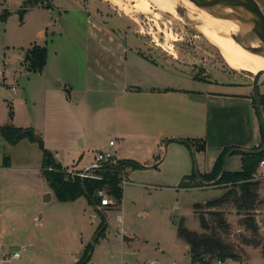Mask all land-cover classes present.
Segmentation results:
<instances>
[{
  "label": "rangeland",
  "instance_id": "1",
  "mask_svg": "<svg viewBox=\"0 0 264 264\" xmlns=\"http://www.w3.org/2000/svg\"><path fill=\"white\" fill-rule=\"evenodd\" d=\"M23 1L0 0V16L4 11L9 14L0 21V126L31 128L41 136L45 149L61 148L68 141L70 129L76 130L77 123L87 119L84 104L94 100L100 107L96 122L105 126L92 133V152L76 150L72 145L69 152L59 153L70 168L81 157L79 167L83 169L107 147L109 140L116 142L110 126L122 101L116 106L115 96L149 84L144 75L154 74L139 60L154 54L127 53L125 47H116L111 39H143L152 50L169 56L176 52L199 63L198 68L179 63L164 65L165 73L154 75L167 85L186 86L184 79L191 76L239 81L252 87L254 69L229 68L220 52L198 31L205 21L201 10L190 11L178 4L176 14L171 15L147 0H46L21 13ZM259 9L264 15V7ZM39 32L43 33L38 35ZM33 46L46 53L40 71L26 61V52ZM171 67L175 71L170 72ZM170 73L175 77L171 78ZM7 79L13 82L10 84L16 93L6 86ZM58 83L62 85L59 88ZM64 84L73 87L67 114L58 109V94ZM263 143L261 136V148ZM160 156L156 168L136 170L130 175L122 187L119 205H114L106 191L102 192L111 202L108 208L99 205L96 209L84 198L44 205L39 197L45 184L38 146L27 140L11 146L0 139L2 253L21 252L20 259L0 264H77L87 254L91 255L87 264H190L188 249L178 238V225L182 223L187 230L200 233L197 214L207 217V212L202 207L194 210V205L219 198L231 185L180 189V153ZM233 157L230 172L239 170L240 156ZM4 158H8L7 168L2 166ZM203 158L192 153L193 170L197 165L199 172L203 171L207 166ZM252 181L259 183L254 218L258 232L253 235L247 231L241 225L242 217L232 207L221 208L230 225L227 241L240 255L239 262L221 264H264V169L257 168ZM36 219H40L39 224ZM100 227L105 231L94 245ZM81 242L88 245L78 259ZM211 264L219 263L213 260Z\"/></svg>",
  "mask_w": 264,
  "mask_h": 264
},
{
  "label": "crops",
  "instance_id": "2",
  "mask_svg": "<svg viewBox=\"0 0 264 264\" xmlns=\"http://www.w3.org/2000/svg\"><path fill=\"white\" fill-rule=\"evenodd\" d=\"M255 2L260 8L264 7V0H255ZM41 33L43 32H39L38 35ZM110 42L116 47H125L124 50L127 53L133 51L138 54H154L150 59L143 57L139 59L153 69L154 74L159 73V71L165 73L164 67L172 63L197 68L199 66L197 61L188 60L187 56L182 57L176 52H174L175 56H169L161 51L152 50L149 43L143 39H111ZM120 59L122 62L125 61L122 57ZM169 70L172 72L175 71V68L171 67ZM204 73L206 72L204 71ZM154 74L144 75L149 84L143 87L134 86L130 90L115 96L114 104L116 103V106L118 102L122 101L116 111L115 121L110 126L116 139L115 146L110 148L107 144L104 150L97 153L113 152L116 160L135 161L143 166V170L156 168L161 160V153H180L177 177L179 185L184 177L193 173L192 153L203 155V163L204 165L207 164L203 171L199 172L203 174L211 171L216 159L225 149L253 151L260 145V121L253 103L250 85L231 80L203 78L199 80L191 76L185 77L186 86L167 85ZM169 76L175 77L174 73H170ZM10 83L13 84L12 81L5 80L6 86L12 87L13 85ZM56 86L59 88L62 85L58 83ZM263 86L264 83L261 82L259 93L262 96H264V91L261 92ZM62 88V93L58 94V109L63 114H67L66 109H71L69 101L73 87L64 84ZM93 102L94 100L92 103L84 104L83 111L84 114L87 113V119L77 123L76 130L70 129L66 144L64 143L61 148L56 146L48 149L55 161L64 170L81 172L93 163L92 161L88 166L80 169V157L76 164L71 163L70 168L59 154L64 151L69 152L72 145L76 147V150L79 149L82 152L93 151L92 133L102 130L105 126L96 122L100 107ZM75 107H77L76 104ZM182 142L188 143L191 147ZM164 143H167L165 147ZM197 144L202 146V151H196ZM234 155L229 158L227 171ZM237 163L239 170L232 171V173L240 171L241 156ZM133 172H127V179ZM44 184V190L39 197L43 198L44 195L50 193L51 198L47 203L42 200V203L47 205L55 199L45 182ZM87 204L89 205L88 202ZM39 222L40 219H36V223L39 224ZM87 245L81 242L78 251L82 253L79 254L78 259L83 255ZM90 258L91 255L87 254L85 257L87 261L84 263V259L81 264H87L90 262Z\"/></svg>",
  "mask_w": 264,
  "mask_h": 264
},
{
  "label": "trees",
  "instance_id": "3",
  "mask_svg": "<svg viewBox=\"0 0 264 264\" xmlns=\"http://www.w3.org/2000/svg\"><path fill=\"white\" fill-rule=\"evenodd\" d=\"M44 1L46 0H24L21 13L42 5ZM8 15V12L4 11L3 15L0 16V21L6 20ZM45 59V50L40 47L33 46L26 52V61L30 64L29 66L39 71L42 70ZM262 98L260 96L261 104L264 106V99ZM259 128L260 133H262L261 136L264 138L262 126L260 125ZM0 139L11 146L17 145L22 140H27L38 146L41 152V177L58 203H70L79 198H85L90 205L98 207L100 205V199L97 193L106 191L107 195L115 202L114 205H119L123 195V183H127V172L143 169L135 161L122 160L115 164L105 163L99 169L93 170V176L98 179L71 178L65 173L62 166L55 161L52 153L45 149L41 136L36 134L31 128H19L13 125L0 126ZM260 148L261 145L253 149V151H258ZM202 149V146L200 149L196 146L197 152L202 151ZM230 150L225 149L219 155L209 173L198 174L201 182L211 183L218 178L221 173L224 157ZM238 155L241 156L240 171L233 173L226 171L216 183V185L230 184V188L219 198L203 205H194V210L202 207L207 212V217L202 214H197L201 232L189 231L182 223L178 225V238L188 249L190 264H211L213 260L220 263H225L229 260L235 262L240 261V255L236 253V247L227 241L230 225L226 221L225 212L220 210L221 208L232 207L235 209L237 215L242 217L241 225L247 231L253 235L258 232L254 218L259 203V195L257 192L259 183L252 181V178L259 166V162L264 157V153ZM2 166L5 168L9 166L8 158L3 159ZM200 181L197 180L193 170L191 175L182 179L178 187L180 189L202 188L204 185ZM104 231L105 228L99 234L98 232L96 233V242ZM77 264H81V262Z\"/></svg>",
  "mask_w": 264,
  "mask_h": 264
},
{
  "label": "bare ground",
  "instance_id": "4",
  "mask_svg": "<svg viewBox=\"0 0 264 264\" xmlns=\"http://www.w3.org/2000/svg\"><path fill=\"white\" fill-rule=\"evenodd\" d=\"M158 10L175 15L178 4L184 5L190 11H202L204 23L197 27L198 31L214 46L223 58L225 64L235 70L239 67H252L258 74H264V51L257 53L246 49L231 39V36L244 38L248 47H261L258 39L250 32V26L243 25L237 21H226L221 19L218 13L231 14L229 8L217 7L213 12L199 5L193 0H147ZM193 19V18H192ZM201 19V18H200ZM198 20V19H197Z\"/></svg>",
  "mask_w": 264,
  "mask_h": 264
},
{
  "label": "water",
  "instance_id": "5",
  "mask_svg": "<svg viewBox=\"0 0 264 264\" xmlns=\"http://www.w3.org/2000/svg\"><path fill=\"white\" fill-rule=\"evenodd\" d=\"M193 1H195L199 5L206 7L211 12H213L212 10H214L217 7L229 8L233 10V13L231 14H222V13H218V14L223 20H226V21L234 20L243 25L250 26V32L258 39V41L261 44V47L253 48V47L246 46L244 42V38L240 36L233 35L231 36V39H233V41H235L237 44L245 47L246 49L250 51L257 52V53L264 51V15L261 13L259 6L255 2V0H193ZM253 77L254 78L252 82V98L254 101L255 109H256V112H257V115L260 121V125L262 126L263 135H264V110H263V106L261 104V100H260V96L258 92V88L261 83V80L264 79V74H258ZM182 143L191 147V145H189L186 142H182ZM166 144L167 143H164V147L166 146ZM262 153H264V143H263L262 148L259 149L258 151H251V150H244V149H233L231 151H228L224 157V162H223L220 175L214 182H211V183H203L199 180V177H198L199 170L197 168V165H195L194 174L197 180L200 181L205 187H211V186L216 185V183L220 180V178L226 173L228 161L232 155L234 154H262ZM193 155L195 156V153H193ZM119 161H122V160H117L116 162L112 164L118 163ZM50 198H51L50 193H47L46 195H44L42 200L44 203H47V201H49ZM94 207L98 209L97 206H94ZM104 228L105 227L101 228L98 231V234ZM95 243H96V238L94 239L93 244L95 245ZM92 249H93V246L91 248V251ZM86 261L87 259H85L83 262L85 263Z\"/></svg>",
  "mask_w": 264,
  "mask_h": 264
},
{
  "label": "built area",
  "instance_id": "6",
  "mask_svg": "<svg viewBox=\"0 0 264 264\" xmlns=\"http://www.w3.org/2000/svg\"><path fill=\"white\" fill-rule=\"evenodd\" d=\"M11 89L13 90V92H16V89L12 86ZM108 146L110 148H113L115 146V142L114 141H110L108 143ZM115 162V156L113 154V152H99L94 156V160L93 163L89 166V168L85 169L84 171L81 172H75L72 170H65V173L70 176L71 178L74 177H78L81 179H85V178H95L92 176V171L99 169L103 164L105 163H114ZM258 168L260 169H264V157L261 159V161L259 162V166ZM126 183H123V185ZM98 198L100 199V207L104 208V207H109L111 205V202L109 201V198L105 195L104 192H98L97 193ZM0 262H9L12 260H18L21 257V252L20 251H15L11 254H4L2 253V244L0 242ZM219 264H221L220 262H218Z\"/></svg>",
  "mask_w": 264,
  "mask_h": 264
},
{
  "label": "flooded vegetation",
  "instance_id": "7",
  "mask_svg": "<svg viewBox=\"0 0 264 264\" xmlns=\"http://www.w3.org/2000/svg\"><path fill=\"white\" fill-rule=\"evenodd\" d=\"M118 16L120 17V15L118 14ZM126 30L129 31L128 27H126Z\"/></svg>",
  "mask_w": 264,
  "mask_h": 264
}]
</instances>
